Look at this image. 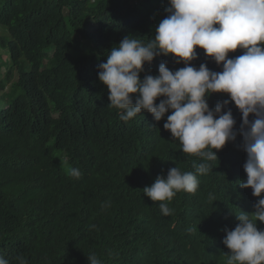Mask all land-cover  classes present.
<instances>
[{
  "label": "trees",
  "instance_id": "1",
  "mask_svg": "<svg viewBox=\"0 0 264 264\" xmlns=\"http://www.w3.org/2000/svg\"><path fill=\"white\" fill-rule=\"evenodd\" d=\"M166 6L168 0H0V257L10 264L18 255L27 264H89L91 254L101 264H224L202 236L250 202L238 187L247 179L242 136L197 176L196 192L166 202L173 211L165 216L162 202L143 189L169 168L194 171L204 161L183 153L164 130L170 112L160 122L147 112L121 121L98 80V65L125 36L154 39ZM196 52L194 67L222 71ZM163 62L171 71L184 67L159 56L145 64L141 80L158 75ZM226 99L212 94L209 107ZM228 108L238 131L242 114L234 103Z\"/></svg>",
  "mask_w": 264,
  "mask_h": 264
},
{
  "label": "clouds",
  "instance_id": "2",
  "mask_svg": "<svg viewBox=\"0 0 264 264\" xmlns=\"http://www.w3.org/2000/svg\"><path fill=\"white\" fill-rule=\"evenodd\" d=\"M164 11L167 15L155 28L154 39L145 44L138 36H125L98 65L108 106L119 110L124 122L142 112L160 122L170 112L164 130L180 142L183 153L204 161L194 164V171L169 168L166 176H157L143 189L151 201L162 202L165 216L173 211L166 202L178 192H196L197 176L207 174L209 162L218 160L216 153L242 136L247 179L238 187L250 202L203 233L202 244L224 264H264V0H168ZM197 48L222 65V71H212L205 63L194 67ZM238 49L241 55L228 58ZM159 56H171L184 67L171 71L163 62L158 75L147 74L141 80L145 64ZM212 94H225L230 100L212 109L208 103ZM230 102L242 114L238 131ZM70 175L79 178L81 172L72 168ZM209 199L214 196L209 194ZM15 259L27 264L23 256ZM87 259L89 264H101L95 254ZM0 264L10 262L0 257Z\"/></svg>",
  "mask_w": 264,
  "mask_h": 264
},
{
  "label": "rangeland",
  "instance_id": "3",
  "mask_svg": "<svg viewBox=\"0 0 264 264\" xmlns=\"http://www.w3.org/2000/svg\"><path fill=\"white\" fill-rule=\"evenodd\" d=\"M232 55H233V54L229 53V55H228V58H233V57H232ZM16 79H17V78H16ZM10 86H11V84H9V85H8V88H7L6 92H8V91H9V89H10Z\"/></svg>",
  "mask_w": 264,
  "mask_h": 264
},
{
  "label": "bare ground",
  "instance_id": "4",
  "mask_svg": "<svg viewBox=\"0 0 264 264\" xmlns=\"http://www.w3.org/2000/svg\"><path fill=\"white\" fill-rule=\"evenodd\" d=\"M220 194V193H219ZM221 195V194H220ZM221 197V196H220Z\"/></svg>",
  "mask_w": 264,
  "mask_h": 264
}]
</instances>
